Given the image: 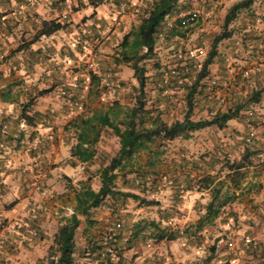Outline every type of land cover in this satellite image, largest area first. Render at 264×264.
<instances>
[{
	"label": "rangeland",
	"instance_id": "rangeland-1",
	"mask_svg": "<svg viewBox=\"0 0 264 264\" xmlns=\"http://www.w3.org/2000/svg\"><path fill=\"white\" fill-rule=\"evenodd\" d=\"M151 1L143 0V6L140 10H144ZM235 2L237 1L182 0L175 11L166 19L164 27L157 33L163 36V40L155 38L153 57L141 63L145 68L146 77L145 110L148 114H151L152 118L157 117L160 121L167 124L183 119L186 112V90L183 84L186 83V79L182 85L177 83L175 87L161 92L159 88L160 75L176 67L177 71L181 73L180 76L187 78V84H191L192 80L198 76L200 67L210 51L213 39L224 30L225 15ZM250 9L253 12L247 13L246 16L243 15L245 14L243 10L240 11L236 19L228 26L227 31L231 34L230 41L226 39L218 44L217 56L212 65L209 66L207 79L221 80L219 77L221 68L219 63L221 62L224 64V70H229L234 80L230 79L229 87L224 89L217 86L211 88L207 85L206 80L203 79L200 92L194 97V108L190 115L192 120L210 119L216 112L229 111L241 100L245 101L250 97L249 95H240L242 99L239 102L232 103L229 106L221 105L215 110L200 107L202 102L210 98L222 95L232 97L233 90L238 87V85H235V83H238L236 79L238 75L236 76L235 74L238 71L232 61L237 55L232 56L228 52V56L227 54L224 55L222 60L218 57L224 52L223 49L228 50L232 46L230 44L231 40L239 42L243 54L250 55L248 50L250 51L251 49H249L248 43L258 38L250 33H245L244 30L253 23L255 18L262 20L260 28L264 26V15L257 11V7H250ZM191 11H197L199 14L196 21L188 25L184 24V26L176 22L181 14ZM133 14L135 16L132 18L131 30H135L139 24V13L133 12ZM243 19L247 21H243ZM171 28L174 30L171 31ZM112 31L113 29L103 35L104 39H101V35L100 37L98 35L94 37V43L90 48H82L85 45L82 38L78 41V46L81 48L77 47L78 50L76 49L75 53H72L69 47H67V56H65V53L60 55L52 52V55L56 57H69L72 54L71 57L80 61L79 64L68 63L64 67L63 73L60 74L58 84L54 86H59L62 90H67V88L73 90V94L76 97L74 98L75 102H73L72 116H88L96 111L105 112L112 109L113 105L118 106L122 110V116L134 104L138 83L133 76L130 65L125 63L115 64L114 59L117 58L119 44L123 35L115 34L105 41ZM174 33L177 35L173 36ZM261 45H264V36L262 37ZM85 52H87L86 56ZM177 53H181L183 59H178ZM190 53H195V56L190 57ZM81 56H84V60H80ZM51 58L52 56L46 57V59ZM92 58L98 64L96 72H98L101 79L96 82H91L89 77L90 73L87 64ZM67 61L69 60L67 59ZM189 63L190 66L187 65ZM233 69L235 70L233 71ZM108 70H112L113 74L115 72V84L117 86L114 96H108V87L102 82L101 78ZM73 84L75 87H73ZM57 92L55 90L56 96ZM58 96L60 98L57 99L60 102L66 103L68 101L67 97H62L60 93ZM253 108H255L254 105L250 110L253 116L250 115L249 117H251V125L253 130H255L256 123L259 120L256 119L258 111ZM198 113L202 114V116L198 115ZM245 114L247 115V113H244L240 119H234L233 121L247 128L246 120L248 116L244 117L246 116ZM150 121L147 122V126H149ZM72 132V130H69L67 133L69 139L74 137ZM217 133L215 130L213 132L201 130L194 132L188 139L178 138L170 142H157L150 145L149 149L140 152L127 169L118 171L116 173L118 175L116 180L117 189L137 194L146 200L157 202L158 205L145 207L137 202L128 200L124 206L111 210L108 207V203H104L93 211L92 220L94 223L87 230L83 229L86 227L85 219L80 216L82 224L77 229L74 239L76 244L74 253L75 264H97L86 255L91 244L97 242L101 237L110 238L113 236L114 238V235L119 233V230L116 229L117 223H123L122 220L126 218L131 219L130 224L140 222L143 225L144 222H160L161 228L167 227L177 232H182L195 225L199 217L205 213V207L209 203L211 196L210 192L204 190L203 185L200 183L199 174L201 173L193 170L190 163L197 161L202 156L213 154L215 146L210 144V141H213L214 138H220L217 137ZM222 134H224V138L229 137L231 140V131L225 130ZM254 138L255 135L249 141H245V145L250 149L255 147V144H253ZM118 148V139L110 131L105 130L95 146L96 156L89 164L77 163V165H73L68 162H74V160L64 159V163L63 161H58L56 162L57 164L54 163L52 165L54 168L67 165L68 172L67 174L58 173L52 185L43 187L46 191L44 197L37 191L47 204L44 205L45 207L47 206V209L44 210V206L38 208V204L34 207L37 212L36 215L43 216L42 218L40 216L42 223L37 225L36 219L31 225V228L36 230L37 235L34 237L28 235L27 240L29 239V241H25L32 243L31 247H27L26 250L27 253L31 254L27 257V260H29L28 264H40L46 261L54 234L60 224H63L73 212L75 192L79 189L80 183H86L92 189L97 190L99 185L98 170L117 153ZM157 153L160 154L156 161L158 163L153 167L148 166L147 162L151 154L156 155ZM230 154L228 159L231 161H239L242 158H239L241 153L233 157V150ZM223 156L225 155L218 156L219 159L215 163V167L212 168L211 172H214L212 174L222 168L223 162L221 161L224 159ZM250 162L254 166H261L264 163L256 162L254 159H251ZM201 166L203 167V163ZM254 171L256 170H242L243 178L238 189L234 188L229 180H226L222 189L223 195L221 196H231L235 192L234 194L237 197L222 209L219 217L212 224L205 226L199 232L201 239L192 242L193 236L182 234L179 239L173 242L156 241L149 235L153 233L154 228L146 226L144 233L142 230V233H140L146 234V240L137 242L131 249H128L127 243H124L121 249L116 251L117 256L114 262L116 264H201L203 262L204 264L205 259L209 256L210 247L215 243L217 244L216 253L209 264H220L221 261L223 263L229 261L230 264H233V261H237L238 264H252L253 261H255V264L261 262V257L264 256V253L260 252V249L264 247V201H262L264 199V182L259 183V185H257L259 181H256L254 185L249 184L250 181L254 180L255 174H251ZM262 172L263 169H259L260 175L256 176H261ZM143 173H147L149 178L147 185L144 187L137 184L138 181H141L140 175ZM225 174L222 171L218 176L223 179ZM184 176L189 180V189L181 190L178 193L179 197L174 198V182ZM153 181H156L158 185L154 192L150 189ZM65 188L71 189V191L65 193ZM205 197H208V199H205ZM54 212L57 214H54ZM160 212H164V216H166V219L162 222L160 220V216H162L159 215ZM46 213L49 214L47 215ZM129 231L127 233L126 230L124 231L126 237L129 236ZM192 231L190 230L189 233ZM249 247L254 251H249ZM249 257H251V260H249Z\"/></svg>",
	"mask_w": 264,
	"mask_h": 264
},
{
	"label": "trees",
	"instance_id": "trees-1",
	"mask_svg": "<svg viewBox=\"0 0 264 264\" xmlns=\"http://www.w3.org/2000/svg\"><path fill=\"white\" fill-rule=\"evenodd\" d=\"M181 1L182 0H152L144 10H140L137 28L124 35L119 44L117 58L114 59L115 64L120 65L125 63L130 65L133 76L138 83L137 95L134 98L133 106L126 110L122 116V110L118 106L113 105V108L108 111H96L88 116H78L67 123L68 129L73 131L75 138V143L72 144L70 148L71 158L74 162H68L70 164H89L96 156L95 146L105 130L110 131L111 134L118 139L119 148L117 153L111 157L103 167L99 168L97 174L99 185L97 190L92 189L89 185H86V183H80L79 189L75 192V207L73 213L58 227L53 236L47 259L40 264H75L74 253L76 244L74 239L75 233L81 224L78 217H84L86 224L84 230H87L94 223L92 220L93 211L104 203H108V207L111 210L124 206L128 200L137 202L139 205L145 207L158 205L157 202L146 200L137 194L116 188V180L118 178L116 173L118 171H124L128 166H131L133 159L140 152L149 149L150 145L157 142H170L178 138L188 139L194 132L210 127H216L218 130H222L229 121L240 119L244 113H247L244 117L248 116V118L251 119L248 113H250L252 106L259 101L260 91L251 94L245 101L241 100L229 111L216 112L210 119L194 121L191 119L190 115L194 108V97L200 92L201 81L208 77L209 66L212 65L217 56L218 44L231 37L230 32L227 31L228 26L236 19L240 11L250 9L253 0H241L230 6L224 18V30L213 39L210 51L200 67L198 76L192 80L191 84H187V78L181 77L179 71H177V75L170 74V71L160 75L159 88L161 92L168 88L171 89L175 87L179 78L186 79V83L183 84L186 90V112L183 119L167 124L160 121L157 117L152 118L151 114H148L145 110L146 77L145 68L141 63L153 57L156 34L161 31L166 19L175 11ZM176 22L184 26L181 19H177ZM60 29H62V26L58 24L48 26L47 23H44L42 29L35 33L34 37L27 45L40 41L43 37H48ZM170 30L173 31L174 29L171 28ZM175 35L177 34L174 33L173 36ZM23 48L24 46H20L16 51H20ZM187 65L190 66V63ZM89 73L91 82L101 80L100 76L98 77L92 72ZM164 76H168L167 83H164ZM71 90L70 88L65 90L68 94H72L71 97H67V100L70 102L74 101L76 97L75 94H73V90L72 92ZM245 105H248V107H245ZM23 119L28 121L29 117L24 116ZM150 119L152 120L150 121ZM148 121H150L149 126H147ZM229 151L232 152V150ZM230 152L223 156L224 159L221 161L223 162L222 168L218 170V172H215V174H212L214 172L211 171L219 158L214 154L202 156L197 161L190 163L193 170L201 173L199 174L200 183L203 185L204 190L210 192L211 196L209 203L205 207V213L199 217L195 225L182 232H177L167 227L161 228L160 222H144L143 225L140 222L130 224L131 220L126 218L122 220L123 223H117L116 229L119 230V233H116L114 238L113 236L110 238L101 237L97 242L91 244L87 252L89 259L97 264H116L114 262L115 259L111 258L110 254L106 253V248H112L116 256V251L120 250L124 243H127L128 249H131L137 242L146 240V234H140L142 232L144 233L146 226L154 228L153 233L149 235L156 241L173 242L179 239L182 234H188L190 237L197 236L205 226L212 224L214 220L219 217L222 209L229 202L237 197V195L234 194L235 192L231 194V196H221L223 195L222 189L226 180H229L231 185L238 189L241 179L243 178L242 170L251 163L249 157L252 152L242 156L239 161H231L228 159V156L231 155ZM159 155L158 153L156 155L151 154L147 165L153 167L157 164L158 162L156 161ZM200 162L203 163V167ZM222 171L226 174L223 179H220L218 175ZM140 178L141 181H138L137 184L142 187L146 186L147 181H149L147 173L141 174ZM182 183L183 189H189V180L187 177L178 178L173 186L174 198L179 197L178 193L181 191L180 185ZM157 186L156 181H153L150 189L154 192ZM159 215H162L160 216L161 222L166 219L164 212H160ZM189 229L193 231L189 233ZM125 230L126 233L128 231L130 233L127 237L124 234ZM106 238L107 241L105 242ZM199 239H201L200 235ZM216 246L217 244L215 243L210 247L208 251L209 256L205 259L204 264H209L211 259H213V255L216 253ZM223 264L230 263L226 261ZM257 264H264V260Z\"/></svg>",
	"mask_w": 264,
	"mask_h": 264
},
{
	"label": "crops",
	"instance_id": "crops-1",
	"mask_svg": "<svg viewBox=\"0 0 264 264\" xmlns=\"http://www.w3.org/2000/svg\"><path fill=\"white\" fill-rule=\"evenodd\" d=\"M236 1L239 2L241 0ZM8 2L9 0H0V5ZM17 2L22 5L24 0H17ZM120 3L121 0H89V6L92 8V11L82 15L81 13L85 10L83 0H77V2L72 5L70 12L65 11L68 0H53V3L50 6L52 11L39 20V26H37L36 23H29L22 27V21L25 19L31 21L32 15L39 17V12L29 15L24 11L23 7H21L19 13L15 8L0 13V32L12 36L15 30H20L18 35L20 43H18L16 47H9L7 49V55H4L3 58L0 59V78L7 79L6 70L8 76H16V71L13 70L12 67L16 63L13 58H18L22 52H25L27 49L31 48L33 44L39 42L37 41L33 44L27 45L30 40H32L35 33L42 29L44 23H47L48 26L57 24L62 26V29L54 32L48 37H43L40 40L50 41L51 45L48 51L50 53L56 52L60 55L67 51V47L71 49L72 53H75L77 47L81 48L78 46V41L82 38L83 44L87 41V44L83 45L82 48L85 49L88 45L92 46L94 43L91 41L92 38H89L84 34L86 29H93L94 37L97 35L100 37L101 35V39H104L103 35H106V33L113 29L105 41L109 40L110 37L115 34L126 35L131 30L132 18L135 15L128 9H126L124 13H121L119 10ZM253 7H257V11L264 15V0H253L251 8ZM243 11L245 13L243 15L245 16L247 13L253 12L251 9ZM90 20L92 21L91 25H89ZM243 21L247 20L243 19ZM97 25H99V28H97ZM32 29H35V31L33 32L31 39H29V31ZM262 30L263 32H261ZM244 32L250 33L258 38L248 43L249 49H251L250 51L248 50L250 55L243 54L239 42H233L231 40L230 44L232 46L228 50L223 49L224 52H222L221 56L218 58L222 60L224 55L228 52L232 56L237 55L238 58L235 57L232 61L238 71L235 73L236 76L238 75L236 78L238 83H235L238 87L235 89L239 91L241 96H250L258 91L261 92L259 95V101L254 104L255 108H253L255 111H258V114H256L257 116H255L256 119L259 120L256 123V129L253 131V135H255L253 144H255V147L250 149L245 145V141L249 136V130L245 128L244 125H241L240 123L238 124L233 120L229 121L226 127L222 130H218L216 127H210L204 129V132H213V130L218 132L217 137L220 138H214L213 141H210V144L215 146L213 154L217 157L222 154L225 155L229 150H233V157L238 153H241L239 158L252 152L249 157L250 161L251 159H254L256 162H264V108L258 107L261 103L262 96H264V92H262L258 86L252 87L251 91H249L247 87L243 86L247 78L242 79L240 77L241 71L248 70L253 65L264 61V45H261L262 37L264 36V26L261 28L259 27L255 32H246V30H244ZM227 40L230 41V39ZM11 42L12 41H8V43ZM20 46H24V48L20 51H16ZM3 50L4 46L3 44H0V51ZM37 51L39 52L41 49L38 48ZM71 56L72 54H70L69 57L59 56L57 59L63 63L67 59L69 61L73 60V57ZM219 65L221 67L219 73L221 80L219 83L221 84L224 81H228L230 85V79L234 80L231 72L229 70H224V64L221 62ZM59 66L60 65L58 64L57 67ZM234 70L235 69H233V71ZM93 74L99 77L98 72ZM252 75L256 76L258 75V72L252 73ZM3 79H0V83L3 82ZM58 80H60V75L55 76L50 83L40 81L43 86L34 87L31 91L27 92V102L21 105L19 115L14 121L7 117L0 120V127L3 124L8 126V133L3 137L0 144V201L5 200V198L13 191L16 193L14 198L3 203L2 211H0V218L5 221V224L8 226L6 228L7 239L4 243L0 242V264H28L27 262L29 260H27V257L31 254L27 253L26 250L27 247H31L32 243L25 242L29 241V239L27 240L28 233L25 226H31L36 219L37 225L42 223L41 218L43 215H40L41 218L39 215H36L34 218L30 212L34 209L36 204H38V208L47 205L36 190L33 191L29 188L32 173L23 174L21 173V169L34 164V173L39 175L40 184L44 187L52 185L58 173L67 174L68 172L67 165L56 166L54 168L52 167L54 163L63 161L64 159L73 160L71 158L70 148L72 144L75 143V138H68L67 133L70 129H68L67 123L78 116H72L74 101H66V103H62L58 100L60 98L58 96L59 92L62 90L59 86L54 87L58 84ZM25 83V78L8 81L3 84V87H0V96L10 95L13 88H19ZM52 87H54V89H52ZM55 90L58 91L57 96ZM251 115L253 116V114ZM24 116L29 117L28 121L23 119ZM62 116L70 118L62 119ZM49 127H51V132L46 131ZM225 130L232 132L231 140L229 137H223L224 134H222V132ZM245 169L256 170L251 172V174H255V177L252 182H249V184L254 185L256 181H259L257 183V185H259V183L264 182V163L261 166H254L250 163L243 168V170ZM259 169H263V172L261 176L257 177L260 175ZM262 201H264V199ZM74 207L75 205L73 208ZM43 209L46 210L47 206H44ZM46 214L48 215L49 213ZM54 214L57 213L54 212ZM78 219L81 222L80 216ZM61 225L62 224H60V226ZM14 229L16 231H14ZM0 234H5V232L3 231ZM22 242H24V244H22ZM18 250L19 252H17Z\"/></svg>",
	"mask_w": 264,
	"mask_h": 264
},
{
	"label": "clouds",
	"instance_id": "clouds-1",
	"mask_svg": "<svg viewBox=\"0 0 264 264\" xmlns=\"http://www.w3.org/2000/svg\"><path fill=\"white\" fill-rule=\"evenodd\" d=\"M76 2L77 0H68L65 11L70 12L72 5ZM52 3L53 0H24V3L21 5L17 2V0H9L8 3L0 5V13L7 12L11 8H15L19 13L21 7H23L24 11L29 15L39 12V17L32 15L31 21H28L27 19L22 21V27L29 23H36L37 26H39V20L44 18L52 11L50 7ZM83 4L85 5V10L81 13L82 15L92 11V8L89 6V0H83ZM142 6L143 0H121V13H124L125 9H128L130 12L139 13ZM91 24L92 21L90 20L89 25ZM97 28H99V25H97ZM19 31V29L15 30L12 36H8L5 33L0 32V44H3L4 46V50L0 51V59H2L4 55H7V49L9 47H16V45L20 43L18 39ZM34 31L35 29L29 31V39H31ZM8 41L12 42L8 43ZM85 44H87V41H85ZM50 45L51 42L48 40L39 41L36 44H33L32 47L27 49L25 52H22L18 58H13L16 61V63L12 66L13 70L16 71V76H8L6 70L7 79L0 78L3 79V82L0 83V87H3V84L13 79L25 78L26 83L21 85L19 88H13L10 95L0 96V120H3L5 117H7L14 121L19 115L21 105L27 102L28 91H31L34 87H42L43 84L40 83V81L49 83L52 82L55 76L63 73L64 67H66L68 63H80V61L75 60V58H73L72 61L65 60L63 63H61L56 56H53L52 53L48 51ZM88 47L90 48L91 45H88ZM38 48L41 49V51L38 52ZM205 51H207V49H205ZM86 55L87 52H85V56ZM193 55L195 56V53H193ZM49 56H52V58L46 59V57ZM65 56H67V51L65 52ZM80 60H84V56H81ZM58 64L60 65L59 67H57ZM246 76L247 80L243 84L244 87H247L249 91H251L252 87L258 86L259 89L264 92V69H258V75L256 76H253L252 74H246ZM73 87H75L74 84ZM241 99L242 97L240 96L239 91L234 89L232 97H226L222 95L220 97L210 98L209 100L202 102L200 107H203L204 109L211 108L215 110L221 105L229 106L232 103L239 102ZM245 107H248V105H245ZM258 107L264 108V96H262L261 103ZM198 115L202 116V114L199 113ZM67 118L70 117L62 116V119ZM46 131L51 132V127H49ZM180 187L181 190H183V183L180 185ZM31 190L34 191L35 189ZM70 191L71 189H64L65 193ZM15 195L16 193L13 191L8 197L5 198V200L0 201V211H2L3 203L11 200L15 197ZM205 199H208V197H205ZM225 227H227V225H225ZM198 239L199 234H197L195 237H192V242H195ZM249 251L254 250L249 247ZM260 252L264 253V247L260 249ZM201 255H203V253H201ZM261 259L264 260V256H262ZM249 260H251V257H249ZM201 264H203V262H201ZM220 264H223V262L221 261ZM233 264H238V262L233 261ZM252 264H255V261H253Z\"/></svg>",
	"mask_w": 264,
	"mask_h": 264
},
{
	"label": "built area",
	"instance_id": "built-area-1",
	"mask_svg": "<svg viewBox=\"0 0 264 264\" xmlns=\"http://www.w3.org/2000/svg\"><path fill=\"white\" fill-rule=\"evenodd\" d=\"M119 9L121 10V3L119 4ZM199 17V14L197 11H191V12H187V13H184V14H181L179 19H181L183 21V23L185 25H188L194 21L197 20V18ZM262 25V20L260 18H256L254 20V22L250 25H248L246 27V32H255L258 30V28ZM84 34L89 37V38H92L91 41H94V32H93V29H87V31L85 30ZM156 39H159V40H163V36L161 34H156L155 36ZM190 57H193V54L190 53ZM177 58L178 59H183V55L181 53H177ZM88 70L89 72H92V73H95L96 72V69L98 67V64L95 62V59L92 58L90 61H88ZM264 68V61L261 63V64H255L253 65L250 69L248 70H243L241 71L240 73V77L242 79H245L247 78L246 74H252V73H257L258 72V69H262ZM170 74L172 75H177V69L176 67L174 68H171L170 70ZM164 80V83H167L168 82V76H164L163 78ZM206 82H207V85H209V87L211 88H215L216 86L217 87H221V88H224V89H227L229 87V82L228 81H224L222 82L221 84L219 83L218 80L216 79H205ZM107 81V82H105ZM102 82L108 87V96H114L116 94V84H115V75L113 74L112 70H108V72H106L103 76H102ZM185 82L184 79H178L177 83L179 85H182L183 83ZM110 83V84H109ZM60 95L62 97H70L71 94H68L66 91L64 90H60ZM248 115L250 116L251 113H248ZM246 127L248 128L249 130V136L247 138V141H249L252 137H253V127L251 125V121L250 119L248 118L246 120ZM8 133V126L6 124H3L1 127H0V144L2 142V139L5 135H7ZM34 164L32 165H28L26 167H23L21 169V173L23 174H30L32 173V178H31V181L29 182V188L30 189H35L36 191H38L40 193V195L42 197H44L46 195V191L45 189H43V187L41 186L40 184V178L38 177L39 175L35 174L34 173ZM36 210L33 209L31 210L30 214L35 218L36 216ZM8 226L5 224V221H3L1 218H0V233L1 232H5V234H0V242L1 243H4L7 239L6 237V228ZM26 230H27V233L30 237H34L37 235V232L36 230H34L33 228H31V226L29 225H26L25 226ZM14 231H16L14 229ZM107 241V238L105 239V242ZM106 244V243H105ZM106 253L110 254L111 258L113 259H116V255H115V252L113 251L112 248L110 247H107L106 248Z\"/></svg>",
	"mask_w": 264,
	"mask_h": 264
}]
</instances>
